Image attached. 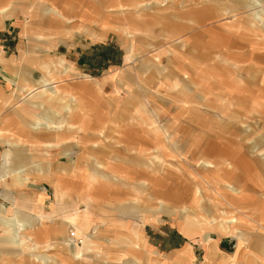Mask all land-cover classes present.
<instances>
[{
	"label": "rangeland",
	"instance_id": "1",
	"mask_svg": "<svg viewBox=\"0 0 264 264\" xmlns=\"http://www.w3.org/2000/svg\"><path fill=\"white\" fill-rule=\"evenodd\" d=\"M7 1L14 10L0 19V47L7 59L19 57L23 49L30 56L8 61L7 69L0 63L1 91L12 95L18 106L25 95L38 90H23L18 84L20 73L31 84L44 75L50 78L41 63L47 60L54 70L59 56L55 88L64 99L76 98L69 104L79 114L73 119L86 122L85 129L76 133L79 148L70 157L66 153L52 156L65 146L62 142L36 141L30 133L25 139L32 146H9L26 162L9 172L6 180L20 174L45 190L48 202L43 207L46 218L42 227L49 237L61 239L60 227L75 236V241L68 240L71 249V244L87 246L85 233L74 235L77 230L72 225L64 228L62 215L52 212L56 205L77 199L79 209L86 208L79 197L85 183L80 173L84 168L88 171V146L95 145L97 154L101 153L95 161L103 166H96L92 159L96 170L92 173V210L97 217L86 235L89 242H95L92 250L102 251L108 264H185L178 249L182 245L189 249L188 264H240V257L257 258L255 262L264 264V153H260L264 152V0H243V4L238 0H187L183 7L191 10H178V3L168 10H138L126 15L121 11L129 10H92L101 5L100 0H43L60 7L71 21L38 10L44 5L40 0ZM100 12L110 29L101 28ZM131 18L138 21L139 30L128 36L121 29ZM38 32L53 35V43H43ZM32 112L35 116L44 113L39 108ZM5 114L6 109L0 112V127ZM68 116L62 113L53 118L64 125L50 131L55 136L64 134L61 140L72 133L67 123L73 120ZM17 122L22 124L20 116L10 127L12 135L19 127ZM7 147L0 143V151ZM40 149L48 151V156L40 154ZM256 149L261 151L256 153ZM176 151L183 157H168ZM134 154L150 158H134ZM203 157L216 162L231 158L233 168L223 164L205 171L198 165ZM111 161L118 166L110 168ZM74 163H79L80 175L71 170ZM204 176L214 180L208 178L211 183L207 184ZM225 180L241 187L243 196L227 190ZM59 182L68 194L63 199L55 195ZM199 186H203L204 197L195 206L194 191ZM25 190L20 188L15 194L12 186L0 182V209L10 210L8 216L19 210L34 222L38 212L29 210L30 203L17 202ZM216 190L223 197L216 196ZM211 196L221 205L207 208ZM129 206L133 211H127ZM219 208L229 216L242 217V245L234 234L219 237L204 230L190 235L183 230L184 215L198 220ZM9 225L0 219V236ZM29 231L34 232L28 230L27 234ZM211 239L219 242L215 254L208 249ZM170 246L177 250L168 252ZM56 252L54 248L42 254L51 260L59 255ZM86 255L94 264L100 263L95 251Z\"/></svg>",
	"mask_w": 264,
	"mask_h": 264
},
{
	"label": "crops",
	"instance_id": "2",
	"mask_svg": "<svg viewBox=\"0 0 264 264\" xmlns=\"http://www.w3.org/2000/svg\"><path fill=\"white\" fill-rule=\"evenodd\" d=\"M240 1V2H239ZM101 5H94L92 10H129L128 12L126 11H121L122 14H127L131 12H136L138 10H168L169 8L173 7V4H181V8L178 10H191V9H185L183 7L185 2L187 0H100ZM40 3L44 4L42 7L38 8V10H45L46 12H49L56 17L65 20V21H71L69 16H66L64 11L58 7L55 6L54 4H50L46 1L40 0ZM47 3V4H46ZM238 3L243 4V0H238ZM11 4L7 0H0V10H3V12L0 13V19L1 17L6 18L8 15L9 10H14L13 7H10ZM116 7V8H115ZM111 8V9H109ZM207 8L205 7L204 10ZM5 10H7L5 12ZM139 12V11H138ZM124 15V16H125ZM128 16V15H127ZM99 17L102 19L103 22L101 24V28L103 30H108L111 28V26L108 24V20L104 18V12L99 13ZM254 17L256 18L255 14ZM127 19V17H126ZM1 22L3 20H0ZM183 26V25H182ZM181 25H176L175 28H179ZM126 35L130 36L133 33H136L137 30H139L138 26V21L135 19H128V22L125 23V27L121 29ZM37 38L41 39V41L47 45H50L54 41L53 35L50 34H42V33H37ZM26 51L24 49L20 53L19 57L14 55L10 59H7L6 56L4 55V52L2 51L0 47V63L5 64V69H7L8 66V61H15L17 59H25L30 56V54H26ZM58 60L57 63L54 60V70L49 69V65L47 64V60L42 61L41 66L47 69V73L49 74L50 78H47L46 75H44L40 80H38L35 84H31L30 80L26 77V74L24 72L20 73V86L22 87L23 90L29 91V90H37L36 93L32 94H27L24 96V101L20 103L18 106H16V103L14 102L13 96L6 94L4 91H1L0 89V112L4 109L7 110V114H5L2 118V126L0 127V143L6 144L9 146H25V145H30L32 144H27V141L25 139V136L30 133L29 136H33V138L37 141L39 140L40 142H43L44 140H48L49 136H54L55 141L53 139L46 140V142H62L65 144V146L61 145V149H58L52 154V156L55 157H62L63 153H66L67 157H70L73 153L74 150H78V142L75 140L78 137V134L80 131H83L85 128V123L84 120L83 124H80L77 122V120L74 121V116H79V114H75L73 112V106L70 107L69 104H73V102L76 100L74 96L70 97L69 99H64L63 97L59 96L61 91L56 89L57 85L55 82H57L55 73L57 71V67L59 66L58 64L61 63V60L59 59V56L56 57ZM30 61V59H27ZM10 79L8 78V81ZM11 84V81H9L8 85ZM43 84V86H42ZM51 85V87L49 86ZM47 86V87H46ZM53 94H49L51 90ZM44 90V91H42ZM61 95V94H60ZM70 101V102H69ZM69 102V103H68ZM48 103V106L46 105ZM57 104H61L60 106H56ZM26 105V106H25ZM186 105V104H184ZM32 108H39L44 111V113L35 116L32 112ZM16 111V112H14ZM18 112V113H17ZM63 113H68L70 118H72V122H68L67 126L68 129L72 132L71 135L68 134L66 136V140H61L64 139L62 138L64 134L62 135H54L50 131L57 130L62 128L64 125L60 124L59 122H56L53 120V118L56 116H60ZM84 114V113H83ZM29 117H32L34 121H29ZM17 116L21 117L22 119V124L17 122V127L16 130L13 132V135L10 133V127L13 125H16V118ZM82 116V115H81ZM143 120L146 121L147 123L149 122L148 119L143 117ZM63 123V122H62ZM31 125V126H30ZM88 128H89V135H90V130L92 127V123L89 121L88 122ZM152 125L153 124H148ZM86 127V126H85ZM157 127V126H155ZM17 137H16V136ZM28 138V137H27ZM38 141V142H39ZM159 149L163 150L164 146L163 144H159ZM5 148L3 151H0V182H5L7 186H12L13 192L17 194L18 189L20 188H27L21 196V198H18L19 202L20 200L25 203H30L32 205V208L29 209L34 212H38V218L35 217L36 221L31 222L28 220L26 216H24L19 210L17 212L11 214V216H8V213L10 210L6 209L5 211L3 209H0V219L6 220L7 223L10 225L8 226L9 228L4 229V233L0 236V264H9V262H13L15 264H94V261L89 260V256L86 255L87 251H95L96 254H100V263L99 264H108V259L103 255V252L100 250H96V248H91V242L88 241L90 240V237L87 234V230L92 224V220L95 216L92 207H93V196L91 193L92 189V184H93V172L95 173V169L93 171L94 163H92V159L95 162L96 166H103L101 163L95 161V158L98 154H100L101 158V153L99 152L97 154L96 149L93 148L95 147L92 145L88 146V154H89V163H88V171L87 168H84L81 174V178L84 179V189L82 191V194L79 196L80 199L86 204V208L83 210H80L78 205L81 203L79 199L72 201L71 203H68L67 205L63 202L61 206H57L54 210L53 215L56 213H60L62 215V222L64 223V228H68L69 225H72L74 229L77 230L75 232V235H84L85 233V241L87 240V246L84 247H78L77 245L71 244L72 249L69 247V242L68 240L75 241L76 238L75 236H70L71 234L68 235L67 230H61L59 227L57 230L59 231V234L61 233V239H56L52 240L49 237V234L47 233L45 227H42L44 225V218H46V214L43 211L44 205H46V202H48L47 198V193L45 190L36 187V185L33 184V182L28 181V177H23L22 175H13L11 180L7 181L6 177L9 175V172H13L17 170V166L21 165L22 163L24 164L26 160L22 158L19 155H16L12 153L11 148ZM63 147H66L67 150L71 149V151H63ZM119 150V148L117 149ZM136 153H138V149L136 147L135 149ZM157 151V150H156ZM256 149L255 152L259 153V150ZM46 152V153H45ZM48 151H43L40 149V154H45L47 155ZM106 152V151H105ZM150 151L147 152V154ZM165 152V151H164ZM103 153V152H102ZM157 153H159L157 151ZM176 155H169L168 157H183L180 153L181 151H176ZM261 154L264 152H260ZM158 155V154H157ZM167 156V155H166ZM134 158H150L149 156H143L140 154H137L133 156ZM104 159H106V156H103ZM115 158H119V156H115ZM111 159L112 156H111ZM225 161H231V158H224L218 162L211 160L209 157H203L199 161L198 165H200L205 171L212 169H218L220 165L225 164ZM91 162V163H90ZM210 162L209 167L206 166ZM208 163V164H206ZM112 164V166H111ZM213 164V165H212ZM226 165V164H225ZM116 166H118V163L116 161H111L110 162V168L114 169ZM228 167L233 168V163L231 166L226 165ZM78 167H80L79 163L78 165L74 163L72 165L71 170L75 173L78 174ZM100 167V168H101ZM215 172V171H213ZM213 172H210L211 174ZM16 173V172H15ZM78 174V175H80ZM211 178V180H214L213 176H207V178L204 176L203 181L207 184L211 183V180L208 179ZM228 182V183H227ZM31 183V184H30ZM61 182L58 183L57 186H55V195L63 199L65 196H67V192L62 188L61 185H59ZM229 183L232 185V183L228 180L224 181V186L227 190H229L231 193H233L230 190ZM236 190L243 191L241 187L236 186L233 184ZM9 188V187H8ZM202 188L203 186L196 187V191H194V205L199 206V204L196 203V201H201V197H204L202 195ZM205 190L206 187L204 186ZM11 189V188H10ZM23 190V189H22ZM204 190V189H203ZM216 196H221L223 197V194L221 195L219 190L215 191ZM244 192V191H243ZM40 193V194H38ZM43 193V194H41ZM237 196H243V193L238 194V193H233ZM199 196L200 198L197 199L196 197ZM18 197V196H16ZM16 200V198H14ZM209 200L213 201L214 204H212L210 201V206L207 208H211V206H220L221 204L216 203L213 199L212 196L208 198ZM56 204V203H55ZM152 206H156L152 203ZM128 212L133 211V208L131 206L126 207ZM132 208V209H131ZM205 211V210H204ZM206 214L207 211H205ZM59 214V215H60ZM214 214V213H213ZM203 216H209V215H200V217ZM152 217V216H150ZM184 220L182 221V227L185 228L183 229L186 233L190 235H195L199 232H203L204 230L201 228H198V226H189V221L193 222L196 221L195 216H191L187 214L186 216H183ZM194 218V219H193ZM149 219V218H147ZM59 225V224H58ZM188 226V227H187ZM28 230H34V232H30V234H27ZM160 232V231H159ZM214 233V232H212ZM211 234V233H210ZM217 234V233H216ZM227 235V234H225ZM219 236V235H218ZM220 237V236H219ZM50 238V239H49ZM69 240V241H70ZM212 242L209 244V250L211 253H217L220 246H218L217 240L211 239ZM89 243V244H88ZM94 246L95 242H93ZM215 244V245H214ZM241 244V243H240ZM179 245H182L181 243ZM242 245V244H241ZM57 249L59 254L58 256L56 255L54 258H50L42 254V251H50L51 249ZM84 250H81L83 249ZM180 253L182 251V261L185 264H188L190 259L186 257L188 255V248L187 246H183L178 248ZM171 250H177L175 246H170L168 247V252H171ZM80 251H83V255L80 256L79 253ZM234 255V254H233ZM233 255H228V256H233ZM225 262L227 263L226 258ZM51 257V256H50ZM257 258L251 257L249 260H254ZM258 260V259H257ZM256 261V260H254ZM259 261V260H258Z\"/></svg>",
	"mask_w": 264,
	"mask_h": 264
},
{
	"label": "bare ground",
	"instance_id": "3",
	"mask_svg": "<svg viewBox=\"0 0 264 264\" xmlns=\"http://www.w3.org/2000/svg\"><path fill=\"white\" fill-rule=\"evenodd\" d=\"M1 12H3V10H0V13ZM206 164H208V163H206ZM225 164L229 165V166L232 165L231 161H225ZM209 165H210V162L206 166L209 167ZM229 187H230V190L233 193L235 192V193H238V194H241V193L244 194L243 191L236 190L233 184L231 185L229 183ZM196 198L199 199L200 197L197 196ZM210 202L212 204H214L213 201L210 200ZM196 203L199 204L200 200L196 201ZM241 220H242L241 216H238V215L229 216V213L224 208H222V209L219 208L218 211L214 212L213 215H209V216H206V217L205 216L200 217L198 220L196 219V221H193V222L189 221V226H191V227L198 226L199 228H201L203 230H207L209 234L212 233V232H215L219 236H222V235H225V234H234V235L239 237V239L241 240L240 243L242 244L244 242L245 233H243L242 230L240 229ZM255 228H256V226H255ZM73 233L75 235V231ZM79 255L82 256L83 255V251H80ZM239 259H240L239 262H241L240 264H258L257 263L258 261L255 262L254 260H246V259L241 258V257Z\"/></svg>",
	"mask_w": 264,
	"mask_h": 264
}]
</instances>
